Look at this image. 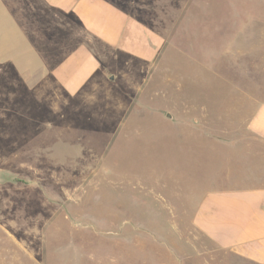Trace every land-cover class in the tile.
<instances>
[{"label":"crops","instance_id":"1","mask_svg":"<svg viewBox=\"0 0 264 264\" xmlns=\"http://www.w3.org/2000/svg\"><path fill=\"white\" fill-rule=\"evenodd\" d=\"M183 8L158 11L153 26L140 16L146 8L136 0H0V79L21 80L26 89L42 90L54 103L59 91L68 102L64 106L88 96L103 117L109 110L123 123L132 109L151 107L150 80L159 88L154 95L166 98L163 88L173 59L177 73L202 72L197 75L202 87L194 88L191 99L182 91L174 116L161 110L166 121L182 126L183 135L207 133L226 150L227 167L198 188L191 219L214 248L204 251L210 259L198 249L187 259L191 264H264V41L257 38L258 31L264 33L262 12L242 9L223 48L199 42L201 56H196V42L184 38L191 8ZM7 125L18 126L1 116L0 128ZM3 136L0 185L12 186L15 193L28 176L34 177L28 185L44 184L39 171L26 170L22 158L28 151L18 127L10 139ZM8 144L15 145L12 151ZM82 185L76 191L46 186L42 195L70 202L79 198ZM57 191L63 196L57 198ZM57 214L67 221L74 217ZM20 222L3 229L11 247L0 249V256L15 264H26V255L34 264H187L181 250L153 247L136 231H66L54 225L49 233L32 226L23 232Z\"/></svg>","mask_w":264,"mask_h":264},{"label":"rangeland","instance_id":"2","mask_svg":"<svg viewBox=\"0 0 264 264\" xmlns=\"http://www.w3.org/2000/svg\"><path fill=\"white\" fill-rule=\"evenodd\" d=\"M136 1L139 8H146L140 16L153 26L159 21L158 11L191 8L188 21L184 23V38L196 42V52L199 42L201 45L214 42L216 50L220 51L238 25L244 8L253 9L257 15L261 11L264 19V0ZM170 33L174 39V26ZM257 38L264 41V33L258 31ZM170 64L169 83L163 88L166 98L154 95L159 88L156 90L155 80H150L147 91L153 96L151 107L132 109L123 123L117 113L110 116L109 110L104 116L109 119H105L99 113L97 102L87 100L88 96L64 106L68 102L59 91L54 103L42 90L26 89L21 80L0 79V108H6L0 112V118L18 125L25 141L23 147L28 151L22 158L26 170L39 171L44 182L28 185L34 178L28 176L27 182L23 179L18 182L15 193L12 186L0 185V249L11 247L3 229L14 228L21 221L23 232L32 226L37 227L39 233H49L54 225L66 231H136L147 237L143 242L153 247L181 250L187 264H191L187 257L197 249L201 256L208 257L204 251L214 245L195 230L191 219L198 188L207 187V179L227 167L226 150L223 142L215 145L216 139L208 137L207 133L194 135L196 137L183 135L182 126L169 123L162 116L161 110L164 112L166 108L174 116L183 90L191 99L192 92L197 91L194 88L202 87L197 78L200 72L177 73L176 60ZM202 120L203 126H207V120ZM17 127L0 128V138L4 135L10 139ZM12 145L15 146L8 144V147L11 149ZM1 147L5 148L6 144ZM82 172L85 175L74 176ZM56 184L74 191L83 185L76 192L79 198L70 202L60 197L62 191H57L58 200H51L47 192H44L47 196L42 195L46 186L49 189ZM58 212L74 217L69 215L67 221ZM5 257L0 256V264H15ZM24 263L34 264L27 255Z\"/></svg>","mask_w":264,"mask_h":264},{"label":"water","instance_id":"3","mask_svg":"<svg viewBox=\"0 0 264 264\" xmlns=\"http://www.w3.org/2000/svg\"><path fill=\"white\" fill-rule=\"evenodd\" d=\"M3 182V177L1 175V171H0V183Z\"/></svg>","mask_w":264,"mask_h":264}]
</instances>
